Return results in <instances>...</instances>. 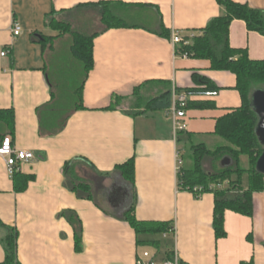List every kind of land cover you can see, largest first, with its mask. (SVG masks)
<instances>
[{"label":"crops","instance_id":"obj_1","mask_svg":"<svg viewBox=\"0 0 264 264\" xmlns=\"http://www.w3.org/2000/svg\"><path fill=\"white\" fill-rule=\"evenodd\" d=\"M100 1L109 0H0V109L14 110L15 132L10 136L14 146L35 154L21 169L33 176L23 191L16 190L0 156V219L19 232L20 263L136 264L140 254L150 252L148 246H160V240L143 238L121 219L118 209L123 202L129 207L136 193L139 220L172 225L168 232L158 233L165 239L162 250L160 246L154 252L158 260L176 256L185 264H264V190L253 193L252 216L226 210V234L217 237L214 193L197 197L179 185L183 145L168 110L132 116L123 106L106 109L114 95L131 96L145 82L168 83L172 90L192 87L196 84L193 74L199 72L218 86V95L194 99L214 101L216 108L187 109L185 131L197 143L210 147L218 142V118L242 104L236 75L212 69L209 60L178 54L172 42L173 33L197 35L210 20L223 15L225 9L218 0H113L145 4L134 7L132 14L142 25L113 28L95 38L94 67L83 88L86 109L76 111L59 134L40 135L37 108L52 100V88L46 74L47 56L32 36H54L46 25L54 9ZM234 1L264 12V0ZM144 21L154 27L145 26ZM161 22L171 31L170 37L157 33ZM14 25L21 28L19 35H14ZM229 40L232 47L246 49L251 59H264V35L249 30L245 21L232 22ZM3 132L0 127V135ZM132 157L134 189L116 170ZM74 159L92 165L93 169L83 166L78 172L93 176L98 196L110 208L100 199L99 203L109 213L66 187L64 167ZM117 186L128 193L115 203L108 196ZM67 210L82 221L81 250L76 247L74 227L62 215ZM6 235L7 230L0 227V264L5 259L2 241Z\"/></svg>","mask_w":264,"mask_h":264},{"label":"trees","instance_id":"obj_2","mask_svg":"<svg viewBox=\"0 0 264 264\" xmlns=\"http://www.w3.org/2000/svg\"><path fill=\"white\" fill-rule=\"evenodd\" d=\"M224 7L225 13L215 17L201 33L193 36L183 37L186 43L178 44L177 53L190 57L206 59L211 63L214 70L230 71L236 75V89L242 97V104L231 109L228 113L218 118L215 134L224 139L225 144L211 149L205 143H197L191 132L181 131L178 133V142L187 150H190L193 160L191 167L181 166L179 185L182 189H191L195 186H203L206 192H213L215 195L214 228L217 237L226 234L224 226V214L226 210H232L244 215L252 216L254 212L253 193L264 190V173L257 170L256 164L264 152V143L257 134L259 116L254 109L252 96L256 90H264V59L254 60L248 55L246 49L234 48L230 44L229 33L232 22L236 19L246 22L251 31L264 35V12L252 7L248 3H241L234 0H218ZM145 4L126 3L123 1H100L97 3L80 4L69 9L56 11L55 9L46 17V25L59 33L54 36L41 34V38L33 34L32 39L41 43L43 53L54 49L53 41L71 33L73 43L70 52L77 64H73L76 72L73 78L80 80L66 93L63 85L56 84L51 78L47 66L46 74L52 88V100L37 108L40 121L39 133L41 136H54L59 134L67 125L68 120L78 110L86 109L83 101V88L89 72L94 67V40L100 34L113 28L133 27L142 25L138 18H133L134 7H145ZM137 10V9H136ZM140 11V10H139ZM71 15L85 16L88 20L87 28L92 24V31H72L69 21L63 17ZM63 18V19H62ZM158 34L170 37L171 31L161 22ZM77 69V70H76ZM195 85L183 90L176 88L177 92L187 93L192 96L188 100L189 108H216L211 100L194 99L206 91L217 90L215 85L207 76L194 72ZM159 82H145L135 87L131 96L114 95L111 104L106 108L115 110L130 103L133 109L125 110L132 116L146 114L151 111L168 110L173 103V90L171 84ZM147 88L150 93L143 95L142 89ZM159 92H158V89ZM156 92V93H155ZM153 93L155 95H153ZM124 107V106H123ZM0 127L4 131L0 144L4 137L11 136L15 132V113L13 109H0ZM224 157L232 160L230 166H223L221 161ZM247 158L249 165L243 166V159ZM87 166L93 169L92 165L85 160L74 159L68 161L64 167L65 185L73 191L80 199L94 201L104 211L96 191L93 176H81L78 172L81 167ZM95 170V169H94ZM124 181L134 189L135 183V159L130 158L117 166ZM96 171V170H95ZM248 174V185L242 184V177ZM106 176L109 173H99ZM17 191H23L33 179L32 175L21 172L13 176ZM225 184L222 187L219 185ZM213 188L210 189V186ZM136 193L133 195L132 203L121 216L122 220L128 222L135 232L164 233L168 232L172 225L168 222L142 221L136 217ZM63 216L72 224L75 229L76 247L82 249L83 227L82 221L73 211H64ZM0 227L7 230L3 239L5 259L1 264H21L18 258L19 232L16 228L6 225L0 219ZM142 241H139L141 243ZM171 257V256H170ZM181 264H185L181 262ZM252 264V263H247Z\"/></svg>","mask_w":264,"mask_h":264},{"label":"rangeland","instance_id":"obj_3","mask_svg":"<svg viewBox=\"0 0 264 264\" xmlns=\"http://www.w3.org/2000/svg\"><path fill=\"white\" fill-rule=\"evenodd\" d=\"M63 18H64V20L69 21V23L72 26L73 32L74 31H85V32L90 33L93 30L91 23H90V27L87 28L86 25H87V22H89V21L85 19V16L80 17L78 15H71L68 18L67 17H63ZM143 24L147 27H150V28L154 27L153 24L148 23L147 21H144ZM48 33H52L54 35H57L59 32L55 31V30H53V31L50 30V31H48ZM72 43H73L72 34L71 33L65 34L64 36L58 38V40L53 41L54 49L51 50L50 52H48V66H49L48 72L56 84L60 85V83H61V85H63L64 88L67 87V88H65L66 93H70V91H71L70 88L74 85L73 81L76 84L80 80V76L78 78L72 79V77L76 73L74 71L72 65L77 64L76 60L73 58V56L70 52V48H71ZM142 93H144L143 95H146V96H148L150 94L148 92L147 88H143ZM153 95H155V94L153 93ZM123 106L126 107V110L131 111L133 109V107L130 103H126V104L124 103ZM217 141L218 142L210 144L211 149H215L218 146H221V145L226 143L223 138H217ZM179 151L181 153L182 166L191 167L193 165V160H192V155H191L190 150H187L186 148L181 146ZM242 165L245 167H247L249 165L247 158L243 159ZM242 184L245 187L248 185V174L247 173L244 174L242 177ZM97 193L99 194L98 191H97ZM100 200L102 201L103 198L101 197ZM103 201H102V203L104 205H106L107 208H110L109 205ZM141 236L143 238H147V239L152 238V239L160 240V246L161 247L159 245H157V247L156 246H148V250H150V252H152L153 255L157 251L159 252V247H160V251H161L162 245L165 244V239L162 237L161 234L151 233V234H142Z\"/></svg>","mask_w":264,"mask_h":264},{"label":"built area","instance_id":"obj_4","mask_svg":"<svg viewBox=\"0 0 264 264\" xmlns=\"http://www.w3.org/2000/svg\"><path fill=\"white\" fill-rule=\"evenodd\" d=\"M21 32V28L19 25H14V35H19ZM172 42L174 47L176 48L178 44L186 43L184 38L179 33H173ZM7 50L2 52V55L7 54ZM184 57H189L188 54H184ZM218 95L217 90H210L204 92L201 97H214ZM192 97L187 93H179L176 91V88H173V103L172 106L168 109V113L173 120L174 131L177 135L181 131H185L187 129V124L185 122V118L187 115V105L189 98ZM0 156L5 160L8 173L11 177L15 175L17 172H21L22 166L25 163H29L35 159V154L33 151L18 149L14 146L12 138L10 136H6L3 138L0 144ZM182 165V161H180V166ZM225 184L219 185V187L224 186ZM213 186H210V189ZM192 192L195 196H200L205 193V188L203 186H195L193 188L187 189ZM136 264H181L178 257H173L165 260H158L155 255H153L149 251H144L137 258Z\"/></svg>","mask_w":264,"mask_h":264},{"label":"water","instance_id":"obj_5","mask_svg":"<svg viewBox=\"0 0 264 264\" xmlns=\"http://www.w3.org/2000/svg\"><path fill=\"white\" fill-rule=\"evenodd\" d=\"M252 100H253L254 109L259 116V122L256 131L260 140L262 141V143H264V90L262 89L256 90L253 93ZM221 164L223 166H230L232 164V160L229 157H224L221 161ZM256 168L259 172L264 173V152L259 157L256 164ZM126 191L128 193V190L125 187L117 186V188L113 190V192H111L108 197L109 199H113V201H116L115 203H117L118 199L120 200L124 198L126 199V195H127ZM114 195H117V197L116 198L113 197ZM127 199H129L130 201L129 197ZM125 204L126 203L123 202L122 204L123 207L118 209V210L121 209V212L119 211L121 214H123L124 211L128 208V207L125 208L126 206Z\"/></svg>","mask_w":264,"mask_h":264}]
</instances>
